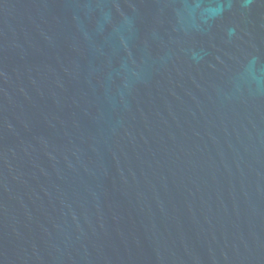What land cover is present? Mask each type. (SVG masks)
<instances>
[{
    "label": "water",
    "instance_id": "water-1",
    "mask_svg": "<svg viewBox=\"0 0 264 264\" xmlns=\"http://www.w3.org/2000/svg\"><path fill=\"white\" fill-rule=\"evenodd\" d=\"M0 264H264V0H0Z\"/></svg>",
    "mask_w": 264,
    "mask_h": 264
}]
</instances>
